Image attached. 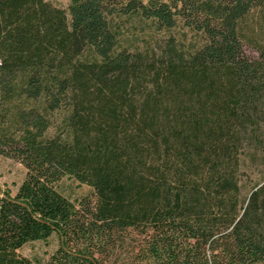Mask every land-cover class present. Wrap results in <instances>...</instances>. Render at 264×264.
I'll return each instance as SVG.
<instances>
[{
  "label": "trees",
  "instance_id": "trees-1",
  "mask_svg": "<svg viewBox=\"0 0 264 264\" xmlns=\"http://www.w3.org/2000/svg\"><path fill=\"white\" fill-rule=\"evenodd\" d=\"M119 16L199 42L121 49ZM262 136L264 0H0V159L26 170L0 183V264H264V182L240 188Z\"/></svg>",
  "mask_w": 264,
  "mask_h": 264
},
{
  "label": "rangeland",
  "instance_id": "rangeland-1",
  "mask_svg": "<svg viewBox=\"0 0 264 264\" xmlns=\"http://www.w3.org/2000/svg\"><path fill=\"white\" fill-rule=\"evenodd\" d=\"M48 1L63 8H66L69 3V0ZM113 22L118 34L119 48L127 49L131 52L146 50L154 44L157 45L164 42L171 35L186 44L199 42L193 33L181 25L171 30H158L153 21L139 16H119ZM246 52L252 58L258 56L254 47L250 45L246 46ZM56 131L55 126L49 130L48 134L54 135ZM260 139L263 144L255 141H252L251 144H246L241 156L240 188L243 199H246L254 188L264 182V136L260 137ZM25 172V167L21 162L12 158L0 159V183L13 193L21 184ZM59 189L71 199L81 197L91 191L90 186L70 177L62 179L59 183ZM55 245L56 241L54 238H51L48 243L35 241L25 245L20 252L24 256L35 259L43 257L46 252H51Z\"/></svg>",
  "mask_w": 264,
  "mask_h": 264
}]
</instances>
